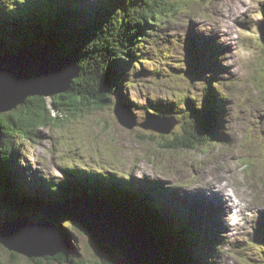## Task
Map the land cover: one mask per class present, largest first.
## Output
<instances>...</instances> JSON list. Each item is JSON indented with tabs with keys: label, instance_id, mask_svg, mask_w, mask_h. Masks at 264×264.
<instances>
[{
	"label": "rangeland",
	"instance_id": "1",
	"mask_svg": "<svg viewBox=\"0 0 264 264\" xmlns=\"http://www.w3.org/2000/svg\"><path fill=\"white\" fill-rule=\"evenodd\" d=\"M16 1L4 0V3L11 6ZM170 4L178 7L174 17L166 20L160 31L154 32L150 40L148 38L147 44H142L140 49L146 56L142 64L129 70L127 83L115 92L113 106L99 111L88 110L32 131L40 138L27 142L21 151L25 159H19L18 166L21 167L17 166L14 170L24 177L21 180L16 175L17 182L24 187L26 197L22 196V199L37 200V197L43 203L37 207L20 206L14 211L0 208V226L7 219L19 215L18 218L24 219L27 215L32 226L41 222L51 229L46 223L50 219L48 212L59 209L57 204L70 202V206H81L79 202L85 197L74 196L47 203L49 196L43 178L63 181L69 177L61 172L62 165L72 164L73 168H92L107 172L109 176L113 174L119 180L115 178V183L113 180L110 182L119 186L128 181L136 184V178L158 179L159 186L165 185L174 192L176 196L172 199L177 200L179 196L177 204L172 207L173 216L169 214L166 217L170 219L177 215L178 226L187 235L185 243L189 251L195 255L198 239L189 241L190 234L184 226H192L193 230L198 231L189 222H200L203 229L209 230L204 236L214 233L222 236L218 245L213 242L215 250L212 249L213 255L208 259L211 264H215V261L217 264H264V241L259 238L264 230V54L261 50L263 42H260L264 0H173ZM208 45L212 48H207ZM152 54L160 56L151 57ZM158 69H164V74L155 76ZM210 81L215 87L211 86L210 92L218 93L217 97L212 95L213 100L224 102V105L223 102L220 104V114L226 126L223 141H213L209 146L198 149H166L160 145L163 134L141 126L128 129L118 122L115 115L116 103L127 105L128 102L131 113H135L138 123H141L150 112H157L148 110L151 106L147 101L149 98L162 100L174 97V100H179L180 95L183 101L185 96L202 101L205 91L206 97L208 95ZM185 106L183 103L179 108ZM174 118L177 123L172 132L164 134L171 139L174 133L182 135L186 131L182 118ZM213 174L224 175L232 185L230 188L238 191L243 203L249 205L242 213L230 212L232 205L224 203V193L218 195L217 190L211 192L212 188L208 186L214 184ZM141 184L137 192L146 198L148 187ZM204 188L210 194H205ZM95 197L91 196L90 199L96 200ZM184 199L189 205L187 209ZM181 202L184 204L179 207ZM130 205L136 206V202L132 200ZM96 207L92 204L91 208ZM187 216L191 217L190 221L185 220ZM205 219L216 232L201 225ZM52 222H55L52 230L58 239L63 236L60 241L64 249L70 243L57 226L72 236L71 240L78 252L83 254L86 264H93V252L95 249L99 251V247L91 243L84 228L76 226L72 218L63 214ZM250 235L255 237L251 238ZM144 239L146 245H151L149 251L156 243L158 247L163 245L160 241L152 242L148 237ZM256 241H262V244ZM200 252L201 258L207 260L202 247ZM91 254L93 257H89ZM113 257L116 264H129L120 248L113 250ZM44 259L49 264H59L56 260ZM207 262L204 261V264ZM0 264H39V261L35 263L1 246Z\"/></svg>",
	"mask_w": 264,
	"mask_h": 264
},
{
	"label": "trees",
	"instance_id": "2",
	"mask_svg": "<svg viewBox=\"0 0 264 264\" xmlns=\"http://www.w3.org/2000/svg\"><path fill=\"white\" fill-rule=\"evenodd\" d=\"M170 2L173 0H17L13 14L10 8L3 10V3H0V56L6 52H16L22 45L40 43L51 46L61 55L69 56L79 69L78 76L72 80L65 93L51 99L39 96L28 98L21 107L0 115V208L14 211L20 206H41L38 205L43 203L40 198L22 199L25 196L24 187L17 182L16 175L21 180L24 177L20 173L16 174L18 170H14L15 167L17 169L19 159H25L21 151L27 142L38 141L40 138L39 134L32 131L88 110L99 111L113 106L115 92L127 83L129 70L142 64L146 56L140 49L142 44H147L151 35L159 32L165 21L172 19L177 11V5L173 4V8ZM207 48L210 49L211 46L208 45ZM159 56L160 54H152L151 57ZM163 74L164 69L155 71V76ZM211 82H208V95L206 97L205 91L202 101L191 96H186L184 101L153 100L155 98L147 100L151 104L148 110H157L150 112V115L182 118L186 129L182 135L174 133L172 139L168 135H161L163 142L160 145L166 149H198L223 137V134L219 136L220 108L210 93ZM182 102L186 106L180 109ZM127 104L129 105L128 102ZM61 168L69 178L60 182L43 178L49 196L47 203L74 196H97L130 222L147 227L153 233L160 244H163L159 245L164 248L161 247L160 254L162 264H199L194 260L199 252V244H196L194 255L188 250L187 243H184L183 238L187 236H183L166 217L169 214L173 216L171 196H164L165 193L160 191L163 196L161 201L158 192L147 189L145 198L138 190H133L131 185L112 184L110 181L117 177L113 175L111 179L107 172H103L101 176L92 168H73L72 164L62 165ZM132 200L136 202V206L130 205ZM155 211L159 212L155 214ZM57 227L61 229L60 226ZM61 231L70 246L55 257L46 259L56 260L59 264H86L83 254L78 252L71 240L72 236L65 229ZM190 239H198L204 247L205 244L212 243L204 234L190 235ZM212 247L214 249L213 244ZM113 258V251L109 249L103 251L102 255L99 253L98 260L94 258L92 261L94 264H116ZM38 260L39 264H49L39 258L33 262L38 263Z\"/></svg>",
	"mask_w": 264,
	"mask_h": 264
},
{
	"label": "water",
	"instance_id": "3",
	"mask_svg": "<svg viewBox=\"0 0 264 264\" xmlns=\"http://www.w3.org/2000/svg\"><path fill=\"white\" fill-rule=\"evenodd\" d=\"M56 53L51 46L32 43L0 56V115L21 107L28 98L39 96L51 99L70 88L79 70L75 67L77 65L58 58ZM115 115L118 122L128 129L141 126L161 134H170L177 123L174 117L154 116L138 123L136 115L121 104L115 106ZM69 203L57 204L59 209L48 212L50 219L46 223L51 229L41 222L32 226L27 215L24 219L18 218L20 215L7 219L5 226H0V244L15 255H24L32 260L53 258L64 247L52 230V220L63 214L72 218L76 226L84 228L91 243L99 247V251L94 248L96 255L120 248L129 264H162L160 246L156 243L149 251L151 245H146L144 238L148 237L152 242L159 240L151 231L146 232L145 227L130 222L101 199L80 200L81 206L76 207ZM92 204L97 207L92 209Z\"/></svg>",
	"mask_w": 264,
	"mask_h": 264
},
{
	"label": "bare ground",
	"instance_id": "4",
	"mask_svg": "<svg viewBox=\"0 0 264 264\" xmlns=\"http://www.w3.org/2000/svg\"><path fill=\"white\" fill-rule=\"evenodd\" d=\"M16 3V2H15ZM15 3L14 4H12L11 6H7L8 8H10V11H11V13H14V10H13V7H16L15 6ZM263 38H260V42L262 43L263 42V40H262ZM215 46V45H214ZM261 50H262V46H261ZM56 55H57V57L58 58H61V59H65V61L67 60V61H69V62H71V64L73 63L71 60H70V57L69 56H67V55H61L59 52H57L56 53ZM73 64H75V63H73ZM76 65V64H75ZM76 68H78V66H75ZM79 70V69H78ZM211 86H213L214 87V85L213 84H211ZM215 88V87H214ZM214 92H216V90L214 91ZM211 93V92H210ZM211 95H214V96H216L217 97V95H218V93H214V94H212L211 93ZM213 96V97H214ZM223 102V101H222ZM216 104H218L219 105V108L221 107V103L219 102V100H217V102H216ZM128 105V104H127ZM222 105H224V102H223V104ZM217 114V118H218V112L216 113ZM220 126H222L221 128H220ZM218 127H219V129H220V133L222 134H224V133H226V126H224V124H223V118L221 117L220 118V124L218 123ZM222 129H223V131H222ZM172 132V131H171ZM13 161V160H12ZM16 168V167H15ZM110 177H111V179H113V174H111L110 175ZM220 178V176L219 175H214L213 174V177H212V180H213V182H214V184H211V185H209L208 187L209 188H212L211 189V192H214V191H218V195L219 194H221V193H224L225 194V196H224V198L226 199L225 201H224V203H226V202H229L230 203V198L232 199V197L233 198H235V200H238V201H235V202H241V204L240 205H237V207H239V209H237V214H240V213H242L243 212V210H244V208L245 207H247V206H249V205H247L246 206V204L245 203H243L244 202V200H243V198L238 194L239 192L237 191H234L233 190V193H231V192H227L229 189H228V186H229V183H225L224 182V180H222V179H219ZM224 178V177H223ZM225 179V178H224ZM117 179H113V181L115 182ZM112 181V180H111ZM155 181L156 182H159V180L158 179H155ZM204 182V178H203V180H202V183ZM164 187V192H165V194H167V193H169L170 191H169V189L167 188V187H165V186H163ZM217 187V188H216ZM204 189H206V188H204ZM147 190V189H146ZM150 191V190H149ZM205 190H203V192H204ZM36 193V192H35ZM205 194H210L208 191H207V189H206V192H205ZM32 196V195H31ZM222 198V197H221ZM239 203H237V204H239ZM176 207V206H175ZM187 209V208H186ZM14 213V212H13ZM258 212H256V214H257ZM205 222L203 223V224H201L202 226H207V222H206V219L204 220ZM190 223V222H189ZM191 225H193L194 227H196V228H198L199 230L198 231H200V228H202L201 226H200V222H198V223H196V225H198V226H196V225H194V224H192V223H190ZM144 226V225H143ZM61 229H59V231H60ZM145 231L146 232H148V233H150V230L149 229H145ZM63 235H65L62 231H60ZM60 233V234H61ZM217 234V233H216ZM214 235H215V233L214 234H212V235H210V236H205V238L206 239H208V240H212V244H213V242H215V243H217V241H218V239L220 238L221 239V235H217V238H216V240H213L212 238H215L214 237ZM145 236H147V235H145ZM62 237L63 236H61V239H62ZM212 237V238H211ZM60 239V240H61ZM221 241V240H220ZM198 242H200L199 240H198ZM199 245H200V243H199ZM207 245L208 244H205V246L207 247ZM214 245V244H213ZM68 247V246H67ZM94 248V247H93ZM214 250H215V248H214ZM209 252H211V250L209 251ZM94 254H95V257H93L92 256V254L91 255H89V257H93L92 258V260L94 259V258H96L95 260H98L97 259V255H96V252L94 251L93 252ZM211 255H213V254H211ZM216 255V254H215ZM42 259H44V258H42ZM87 260H88V258H87ZM90 260V259H89ZM88 260V261H89ZM39 261V260H38ZM41 261V260H40ZM91 261V260H90ZM94 261V260H93ZM93 261H91V263H93ZM43 262V261H42ZM40 263V262H39ZM94 264V263H93Z\"/></svg>",
	"mask_w": 264,
	"mask_h": 264
}]
</instances>
